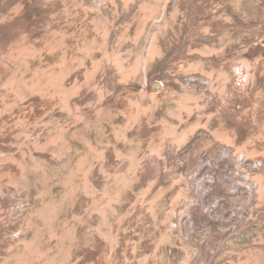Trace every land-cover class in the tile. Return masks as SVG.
<instances>
[{"label": "rangeland", "instance_id": "obj_1", "mask_svg": "<svg viewBox=\"0 0 264 264\" xmlns=\"http://www.w3.org/2000/svg\"><path fill=\"white\" fill-rule=\"evenodd\" d=\"M0 264H264V0H0Z\"/></svg>", "mask_w": 264, "mask_h": 264}]
</instances>
